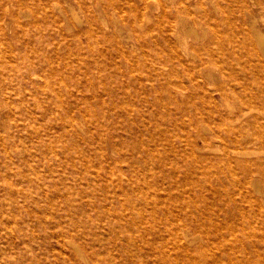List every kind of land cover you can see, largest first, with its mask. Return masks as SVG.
<instances>
[{
  "label": "rangeland",
  "instance_id": "rangeland-1",
  "mask_svg": "<svg viewBox=\"0 0 264 264\" xmlns=\"http://www.w3.org/2000/svg\"><path fill=\"white\" fill-rule=\"evenodd\" d=\"M255 1L103 0L102 13L91 0H0V264H226L208 219L227 226L224 245L240 222L264 224ZM174 214L204 226L176 239Z\"/></svg>",
  "mask_w": 264,
  "mask_h": 264
},
{
  "label": "bare ground",
  "instance_id": "bare-ground-1",
  "mask_svg": "<svg viewBox=\"0 0 264 264\" xmlns=\"http://www.w3.org/2000/svg\"><path fill=\"white\" fill-rule=\"evenodd\" d=\"M56 1V0H55ZM66 1V0H65ZM92 1V3H94L96 6H97V9L100 11V12H104V11H107V8H106V5L107 4H109V2L108 3H106V4H103V0H91ZM144 1V0H143ZM152 1V0H151ZM160 1V0H159ZM201 1V0H200ZM251 1V0H250ZM3 2V1H2ZM16 2V1H15ZM59 2V1H58ZM69 2V1H68ZM70 2H72V1H70ZM87 2H89V0H87ZM153 2H156V1H153ZM42 3V2H41ZM126 3V2H125ZM145 3H146V1H145ZM159 3V2H158ZM264 3V0H257V1H255L253 4H255L258 8H260L261 7V5ZM16 5H18L17 3H15ZM82 4H84L83 2H82ZM103 4V5H102ZM130 4V3H129ZM209 4V3H208ZM57 5V4H56ZM69 5V4H68ZM67 5V6H68ZM116 5H118V3L116 4ZM135 5H137V4H135ZM134 5V6H135ZM156 5V4H155ZM162 5V4H161ZM179 5V4H178ZM192 5V4H191ZM190 5V6H191ZM204 5V4H203ZM207 5V4H206ZM215 5V4H214ZM239 5V4H238ZM28 6V5H27ZM48 6H50V5H48ZM73 6V5H72ZM80 6V5H79ZM83 6H85V5H83ZM139 6V5H138ZM144 6H145V4H144ZM158 6V5H157ZM164 5H162V7H163ZM174 6V5H173ZM176 6V5H175ZM180 6V5H179ZM194 6V5H193ZM254 6V5H253ZM8 7V6H7ZM54 7H55V2H54ZM58 7V6H57ZM122 7V6H121ZM133 7V6H132ZM146 7V6H145ZM195 7V6H194ZM5 8V7H4ZM50 8V7H49ZM56 8V7H55ZM68 8H70V7H68ZM79 8V7H78ZM90 8V7H89ZM113 8H115V6H113ZM131 8V7H130ZM158 8V7H157ZM160 8V7H159ZM165 8V7H164ZM163 8V9H164ZM200 8V7H199ZM20 9V8H19ZM54 9V8H53ZM59 9V8H58ZM73 9V8H72ZM86 9V8H85ZM31 11H32V9H30ZM71 10V9H70ZM84 10V9H83ZM87 10H88V8H87ZM93 10V9H92ZM122 10V9H121ZM125 10V9H124ZM130 10V9H129ZM153 10V9H152ZM207 10V9H206ZM205 9H204V11H206ZM219 10V9H218ZM217 10V11H218ZM243 10V9H242ZM99 11H98V13H99ZM142 11L143 10H140V12L142 13ZM164 11H165V9H164ZM190 11V10H189ZM224 11V10H223ZM63 12V11H62ZM69 12V11H68ZM78 12V11H77ZM112 13H111V18H112V23L115 25V26H119L120 25V22H122L123 21V17H120V19L118 20V17H119V15H121V14H119V11L118 10H115L114 12L113 11H111ZM146 12V11H145ZM245 12V11H244ZM43 13V12H42ZM70 13V12H69ZM93 13V12H92ZM214 13V12H213ZM212 13V14H213ZM222 13V12H221ZM60 14V13H59ZM147 13H145V15H146ZM163 14H166V12H164ZM191 14V13H190ZM207 14H208V12H207ZM211 14V15H212ZM238 14H239V12H238ZM247 14V13H246ZM34 15H36V13L34 14ZM61 15V14H60ZM100 15V14H99ZM104 15V14H103ZM243 15V14H242ZM54 16V15H53ZM102 16V15H101ZM195 16V15H194ZM63 17V16H62ZM65 17V16H64ZM63 17V18H64ZM99 17V16H98ZM103 17H105V16H103ZM134 17V16H133ZM189 17V16H188ZM212 17H213V15H212ZM243 17V16H242ZM248 17V16H247ZM54 18V17H53ZM82 18V17H81ZM186 18H187V15H186V17L184 18L185 20H186ZM192 18V17H191ZM246 18V17H245ZM261 18H263V17H261ZM65 19V18H64ZM136 19V18H135ZM134 19V20H135ZM161 19V18H160ZM179 19V18H178ZM183 19V18H182ZM171 20V19H170ZM184 20V21H185ZM187 20H188V18H187ZM211 20V19H210ZM222 20V19H221ZM260 20V19H259ZM64 21V20H63ZM68 21V20H67ZM89 21V20H88ZM92 21V20H91ZM100 21H101V19H100ZM148 21V20H147ZM146 21V22H147ZM180 21V20H179ZM190 21V20H189ZM196 21V20H195ZM199 21V20H198ZM197 21V22H198ZM246 21V20H245ZM256 21V20H255ZM133 22V21H132ZM140 22V21H139ZM48 23V22H47ZM138 23V22H137ZM171 23V22H170ZM178 23V22H177ZM176 23V24H177ZM180 23H182L181 21H180ZM185 22H183L182 23V25L184 24ZM187 23V22H186ZM188 23H191V21L190 22H188ZM215 23H217V22H215ZM251 23V22H250ZM65 24H66V22H65ZM90 24V23H89ZM132 24V23H131ZM146 24V23H145ZM160 25L159 26H161V23H159ZM169 24V23H168ZM229 24V23H228ZM227 24V25H228ZM240 24V23H239ZM257 24V23H256ZM43 25V24H42ZM91 25V24H90ZM135 25V24H134ZM156 25V24H155ZM179 25V23L177 24V26ZM185 25V24H184ZM240 25H242V24H240ZM80 26V25H79ZM133 26V25H132ZM203 26V25H202ZM228 26H230V24L228 25ZM90 27V26H89ZM88 27V28H89ZM105 27V26H104ZM139 27V26H138ZM155 27V26H154ZM158 27V26H157ZM181 27V26H180ZM187 27V26H186ZM185 27V28H186ZM205 27V26H204ZM211 27V26H210ZM214 27V26H213ZM87 28V29H88ZM116 28V27H115ZM126 28V27H125ZM179 28V27H178ZM218 28V27H217ZM259 28V27H258ZM90 29V28H89ZM123 29V28H122ZM128 29V28H127ZM142 29V28H141ZM184 29V28H183ZM182 29V30H183ZM251 29V28H250ZM260 29V28H259ZM101 30V29H100ZM117 30V29H116ZM130 30V29H129ZM180 30V29H179ZM171 31H172V35L173 36H175L176 37V39L178 40V42H179V44H180V47H181V49H182V51H184V53H186V50L188 49L187 47H186V50H185V48H184V45H185V39H184V36L185 35H183V33L181 32V30H180V33H179V31H177V28H172L171 29ZM202 31V30H201ZM222 31V30H221ZM89 32H91V31H89ZM88 32V33H89ZM97 32V31H96ZM117 32V31H116ZM150 32V31H149ZM169 32V31H168ZM189 32V31H188ZM216 32V31H215ZM103 33V32H102ZM118 33V32H117ZM156 33V32H155ZM218 33V32H217ZM107 34V33H106ZM157 34V33H156ZM250 34V33H249ZM103 35V34H102ZM120 35H121V33H120ZM119 35V36H120ZM131 35V34H130ZM165 35V34H164ZM108 36V35H107ZM127 36V35H126ZM150 36H151V34H150ZM156 36H158V35H156ZM217 37H218V35H216ZM236 36V35H235ZM234 36V37H235ZM103 37V36H102ZM117 37V36H116ZM137 37H138V35H137ZM165 37V36H164ZM234 37H233V39H234ZM237 37V36H236ZM254 37V36H253ZM157 38V37H156ZM193 38V37H192ZM200 38V37H199ZM202 38V37H201ZM216 38V37H215ZM221 38V37H220ZM155 39V38H154ZM191 39V38H190ZM197 39V38H196ZM97 40V39H96ZM111 40V39H110ZM136 40V39H135ZM236 40V39H235ZM116 41V40H115ZM157 42V41H156ZM236 42H237V40H236ZM246 42V41H245ZM256 42V41H255ZM152 43V42H151ZM161 43V42H160ZM139 44V43H138ZM239 44V43H238ZM243 44V43H242ZM143 45V44H142ZM192 45V44H191ZM210 45V44H209ZM215 45V44H214ZM213 45V46H214ZM220 45V44H219ZM257 45V44H256ZM229 46V45H228ZM238 46V45H237ZM243 46V45H242ZM164 47V46H163ZM175 47V46H174ZM255 48V47H254ZM258 48V47H257ZM146 49V48H145ZM220 49V48H219ZM235 49V48H234ZM256 49V48H255ZM120 50V49H119ZM140 50V49H139ZM147 50V49H146ZM200 50V49H199ZM144 51V50H143ZM173 51V50H172ZM209 51V50H208ZM233 51V50H232ZM248 51H249V48H248ZM154 52V51H153ZM160 52H162V51H160ZM164 53H165V51H163ZM181 52V51H180ZM188 52H190L189 50L187 51V53ZM228 52V51H227ZM231 52V51H230ZM123 53V52H122ZM143 53H145V51L143 52ZM177 53V52H176ZM184 53H183V55H184ZM210 53V52H209ZM213 53V52H212ZM178 54V53H177ZM193 54V53H192ZM253 54V53H252ZM141 55V54H140ZM156 55V54H155ZM169 55H173L174 56V54L171 52V54H169ZM179 55V54H178ZM189 55V54H188ZM200 55V54H199ZM217 55V54H216ZM232 55V54H231ZM230 55V56H231ZM143 56H146V54H143ZM173 56H171V58H174ZM187 56V55H186ZM235 56V55H234ZM260 56V55H259ZM104 57V56H103ZM160 57H161V55H160ZM165 57V56H164ZM192 57V56H191ZM208 57V56H207ZM206 57V58H207ZM221 57V56H220ZM240 57H242V56H240ZM51 58V57H50ZM155 58V57H154ZM177 58V57H176ZM180 58V57H179ZM178 58V59H179ZM254 58V57H253ZM256 58V57H255ZM261 58V57H260ZM259 58V60H261ZM56 59V58H55ZM145 59H147V58H145ZM181 59V58H180ZM179 59V60H180ZM224 59V58H223ZM231 59H233V58H231ZM237 59V58H236ZM51 60V59H50ZM207 60V59H206ZM215 60H217L216 58H215ZM241 60V59H240ZM144 61V60H143ZM172 61V60H171ZM55 62V61H54ZM182 62V61H181ZM250 62V61H249ZM150 63V62H149ZM231 63V62H230ZM205 64V63H204ZM203 64V65H204ZM240 64V63H239ZM50 65V64H49ZM154 65V64H153ZM158 66V65H157ZM213 66V65H212ZM162 67V66H161ZM219 67V66H218ZM189 68V67H188ZM200 68V67H199ZM208 68V67H207ZM51 69H52V66H51ZM203 69V68H202ZM157 70H159V69H157ZM184 70V69H183ZM191 70H193V69H191ZM209 70V69H208ZM156 71V70H155ZM189 71H190V69H189ZM157 72H159V71H157ZM156 72V73H157ZM248 72V71H247ZM160 73V72H159ZM189 74H190V72H188ZM207 73V72H206ZM175 75H176V73H175ZM213 75V74H212ZM248 75V74H247ZM159 76V75H158ZM189 76V75H188ZM198 77V76H197ZM196 77V78H197ZM175 78V77H174ZM190 78V77H189ZM201 78V77H200ZM207 78V77H206ZM205 78V79H206ZM259 78V77H258ZM264 78V77H263ZM180 79V78H179ZM209 79V78H208ZM182 80V79H181ZM158 81V80H157ZM261 81V80H260ZM182 82V81H181ZM178 84V83H177ZM150 86H151V84H150ZM161 86V85H160ZM172 86V85H171ZM242 86V85H241ZM157 87V86H156ZM237 87V86H236ZM177 89V88H176ZM167 90V89H166ZM165 90V91H166ZM180 90H182V89H180ZM158 91V90H157ZM250 92V91H249ZM258 92V91H257ZM261 92V91H260ZM163 93V92H162ZM168 94V93H167ZM240 95H242V94H240ZM256 95V94H255ZM190 96V95H189ZM253 97V96H252ZM173 98V97H172ZM188 98V97H187ZM212 98V97H211ZM214 98V97H213ZM169 99H171V98H169ZM192 99V98H191ZM171 101H172V99H171ZM226 101V100H225ZM258 101V100H257ZM252 102V101H251ZM256 102V101H255ZM241 104V103H240ZM234 106V105H233ZM228 107V106H227ZM234 109V108H233ZM253 109V108H252ZM262 109V108H261ZM246 110V109H245ZM251 110V109H250ZM230 111V110H229ZM252 111H254V110H252ZM258 111V110H257ZM256 111V112H257ZM201 112V111H200ZM259 112V111H258ZM257 112V113H258ZM248 113H250V111H248ZM247 113V114H248ZM255 113V112H254ZM199 114V113H198ZM201 114V113H200ZM231 114V113H230ZM213 115V114H212ZM233 115V114H232ZM252 115V114H251ZM253 116V115H252ZM255 116H256V114H255ZM212 117V116H211ZM217 117V116H216ZM233 117V116H232ZM254 117V116H253ZM182 118H184V117H182ZM210 118V117H209ZM223 118V117H222ZM242 118V117H241ZM258 118V117H257ZM264 118V117H263ZM221 119V118H220ZM253 119V118H252ZM261 119V118H260ZM185 120V119H184ZM209 120H212V119H209ZM217 120V119H216ZM230 120V119H229ZM228 120V121H229ZM238 120V119H237ZM246 120V119H245ZM235 121V120H234ZM239 121V120H238ZM242 121H244V120H242ZM242 121H240V122H242ZM255 121V120H254ZM257 121V120H256ZM183 122V121H182ZM231 122V121H230ZM239 122V123H240ZM72 123V122H71ZM177 123V122H176ZM215 123H217V122H215ZM238 123V122H237ZM250 123V122H249ZM264 123V122H263ZM263 123H261L260 125L262 126V124ZM252 124H254L253 122H252ZM246 125V124H245ZM228 126H229V124H228ZM227 126V127H228ZM241 126H243V125H241ZM255 126V125H254ZM217 127V126H216ZM239 127V126H238ZM244 127V126H243ZM234 128V127H233ZM251 128H253V127H251ZM257 128V127H256ZM262 128V127H261ZM263 128H264V126H263ZM258 130V129H257ZM261 130V129H260ZM262 130H264V129H262ZM247 131V130H246ZM259 131V130H258ZM187 132V131H186ZM172 134V133H171ZM170 134V135H171ZM251 134V133H250ZM261 134V133H260ZM170 135H168V136H170ZM197 135V134H196ZM249 135V134H248ZM172 136V135H171ZM171 136H170V138H171ZM199 136V135H198ZM198 136H196V137H198ZM259 138H260V136H259ZM197 139V138H196ZM189 140V139H188ZM240 140V139H239ZM190 141V140H189ZM192 141V140H191ZM253 141V140H252ZM203 142V141H202ZM226 142V141H225ZM180 143V142H179ZM206 143V142H205ZM262 143V142H261ZM181 144V143H180ZM187 144V143H186ZM196 144V143H195ZM182 145V144H181ZM234 146H235V144H233ZM240 146V145H239ZM179 147V146H178ZM194 147V146H193ZM209 148V147H208ZM172 149V148H171ZM181 149H182V147H181ZM184 149H185V147H184ZM190 149V148H189ZM228 149V148H227ZM183 150V149H182ZM231 150V149H230ZM235 150V149H234ZM233 150V151H234ZM242 150V149H241ZM172 151V150H171ZM187 151V150H186ZM185 151V152H186ZM239 151V150H238ZM263 151V150H262ZM149 152H150V150H149ZM192 152V151H191ZM190 152V153H191ZM226 152V151H225ZM232 152V151H231ZM235 152V151H234ZM174 153V152H173ZM172 153V154H173ZM181 153H183V152H181ZM162 154V153H161ZM167 154V153H166ZM171 154V155H172ZM187 155H188V153H186ZM227 154V153H226ZM149 155V154H148ZM185 155V154H184ZM196 155H198L197 153H196ZM196 155L194 154V156H195V158H196ZM235 155V154H234ZM164 156V155H163ZM168 156V155H167ZM199 156V155H198ZM237 156H239V153H238V155ZM242 156V155H241ZM241 156H239V157H241ZM78 157V156H77ZM172 157H174V156H172ZM199 157H201V156H199ZM193 158V157H192ZM203 158V157H202ZM216 158V157H215ZM223 158H225V156L223 157ZM184 159V158H183ZM236 159V158H235ZM195 160V159H194ZM240 160V159H239ZM242 160V159H241ZM240 160V161H241ZM199 161H201V160H199ZM202 161H203V159H202ZM237 161V160H236ZM231 162V161H230ZM238 163L237 164H239L240 162L239 161H237ZM242 162V161H241ZM227 164H229V163H227ZM227 164H226V166H227ZM251 165V164H250ZM200 166V165H199ZM229 166V165H228ZM231 166V165H230ZM229 166V167H230ZM235 166V165H234ZM193 167V166H192ZM162 168V167H161ZM166 168V167H165ZM194 169H195V167H193ZM232 168H234L233 167V163H232ZM232 168H231V170H232ZM245 168V167H244ZM249 168V167H248ZM164 169V168H163ZM169 169V168H168ZM176 169V168H175ZM206 169V168H205ZM205 169H204V171H205ZM252 169V168H251ZM258 168H256V170H257ZM165 170V169H164ZM178 170V169H177ZM227 170V169H226ZM229 170V169H228ZM235 170V169H234ZM241 170V169H240ZM255 170V169H254ZM173 171V170H172ZM196 171H197V169H196ZM259 171V170H258ZM161 172V171H160ZM164 172V171H163ZM176 172V171H175ZM190 172V171H189ZM203 172V171H202ZM207 172V171H206ZM205 172V173H206ZM214 172V171H213ZM240 172H242V170L240 171ZM263 172V171H262ZM198 173H200V172H198ZM209 173V172H208ZM236 173V172H235ZM235 173H234V175H235ZM246 173V172H245ZM233 174V173H232ZM242 174V173H241ZM255 174V173H254ZM257 174V173H256ZM59 175V174H58ZM174 175V174H173ZM205 175V174H204ZM206 175H207V173H206ZM205 175V176H206ZM175 176V175H174ZM173 177V176H172ZM177 177V176H176ZM203 177V176H202ZM201 177V178H202ZM206 177H208V176H206ZM225 177V176H224ZM248 177H250V176H248ZM126 178V177H125ZM125 178H121V180L122 181H124V179ZM175 178V177H174ZM222 178V177H221ZM239 178V177H238ZM244 178V177H243ZM258 178V177H257ZM3 179V178H2ZM172 179V178H171ZM179 179V178H178ZM189 179V178H188ZM194 179V178H193ZM192 179V180H193ZM236 179V178H235ZM248 179V178H247ZM255 179V178H254ZM119 180H120V178H119ZM125 180H127V178L125 179ZM185 180V179H184ZM243 180V179H242ZM258 180H260V179H258ZM174 182H175V179L173 180ZM197 181V180H196ZM237 181V180H236ZM244 181V180H243ZM247 181V180H246ZM163 182V181H162ZM162 182H161V184H162ZM186 182V181H185ZM191 183H194L193 181H190ZM203 182V181H202ZM250 182V181H249ZM252 182H253V179H252ZM127 183V182H126ZM167 183V182H166ZM189 183V182H188ZM246 183V182H245ZM116 184H118V182L116 183ZM168 184H170V183H168ZM167 184V185H168ZM202 184H204V183H202ZM247 184V183H246ZM189 185H191V184H189ZM199 185V184H198ZM245 185V184H244ZM156 186H157V184H156ZM159 186V185H158ZM171 186H173V185H171ZM184 186V185H183ZM193 186V185H192ZM201 186V185H200ZM240 186V185H239ZM259 186V185H258ZM165 187V186H164ZM204 187V186H203ZM207 187V186H206ZM206 187H204V188H206ZM252 187V186H251ZM168 188V187H167ZM201 188V187H200ZM210 188V187H209ZM238 188V187H237ZM123 189V188H122ZM184 189V188H183ZM187 189H189V188H186V190ZM207 189H208V187H207ZM246 189V188H245ZM120 190V189H119ZM126 190V189H125ZM124 190V191H125ZM185 190V191H186ZM212 190V189H211ZM239 190V189H238ZM245 190H243V192H244ZM123 192V191H122ZM139 192V191H138ZM155 192V191H154ZM157 192H160V191H157ZM168 192H169V190H168ZM248 192V191H247ZM134 193V192H133ZM166 193V192H165ZM171 193H172V191H171ZM261 193V192H260ZM259 193V194H260ZM263 193V192H262ZM261 193V194H262ZM145 194V193H144ZM154 194V193H153ZM156 194V193H155ZM154 194V195H155ZM160 194V193H159ZM168 194V193H167ZM188 194V193H187ZM245 194V193H244ZM250 194V193H249ZM93 195V194H92ZM173 195H174V193H173ZM173 195H172V198H173ZM94 196V195H93ZM143 196V195H142ZM159 196H161V195H159ZM169 196V195H168ZM112 197H113V195H112ZM166 197V196H165ZM165 197H164V199H165ZM174 197H176L175 195H174ZM250 197V196H249ZM248 197V198H249ZM53 198V197H52ZM94 198V197H93ZM107 198V197H106ZM109 198V197H108ZM107 198V199H108ZM151 198V197H150ZM160 198V197H159ZM92 199V198H91ZM146 199V198H145ZM161 199V198H160ZM250 199V198H249ZM94 200H96V198L94 199ZM98 200V199H97ZM121 200V199H120ZM151 200V199H150ZM156 200V199H155ZM168 200V199H167ZM174 200V199H173ZM246 200V199H245ZM252 199H250V201H251ZM114 202L116 201V200H113ZM157 201V200H156ZM99 202V201H98ZM109 201L107 200V203H108ZM114 202H112V203H114ZM120 202V201H119ZM152 202V201H151ZM246 202V201H245ZM253 202V201H252ZM101 203V202H100ZM116 203V202H115ZM115 203H114V205H115ZM160 203H162V199H161V202ZM167 203V202H166ZM170 203H172V202H170ZM170 203H168V204H170ZM250 203V202H249ZM95 204V203H94ZM99 204V203H98ZM148 204H150V203H148ZM155 204H156V202H155ZM158 204V203H157ZM175 204V203H174ZM97 205V204H96ZM103 205H106V203L105 204H103ZM114 205H112V206H114ZM97 206H99V205H97ZM151 206V205H150ZM171 206V205H170ZM249 206H250V204H249ZM155 207H156V205H155ZM104 208H105V206H104ZM110 208V207H109ZM109 208H105V209H107V210H109ZM167 208V207H166ZM186 209V208H185ZM240 209V208H239ZM153 210V209H152ZM167 209H165V211H166ZM170 210V209H169ZM182 210V209H181ZM154 211H155V209H154ZM156 211H157V209H156ZM156 211H155V213H156ZM241 211V210H240ZM258 211V210H257ZM150 212V211H149ZM152 212V211H151ZM171 212H172V210H171ZM174 212H175V210H174ZM176 212H178L177 211V209H176ZM218 212V211H217ZM154 213V212H153ZM152 213V214H153ZM162 213H165V212H161V214H160V216H162ZM157 214V213H156ZM167 214V213H166ZM171 214V213H170ZM188 214H191V213H189L188 212ZM203 214V213H202ZM208 214V213H207ZM172 215V214H171ZM184 215V214H183ZM201 215V214H200ZM184 216H186V215H184ZM207 216V215H206ZM213 216V214L211 215V217ZM155 217V216H154ZM157 217L159 218V216L157 215ZM157 217H156V219H157ZM174 217H175V223H174V225H175V227H177L178 226V229H179V231H175L176 230V228L174 229H172L171 228V230L173 231L174 230V234H175V238L177 239V238H179V237H185L186 236V231H188L189 230V228L188 227H191V230L192 231H194L195 232V229H198V227L199 226H204L203 225V220H201L200 218H202V217H200V218H198V219H196V222H195V218L194 219H192V221L191 220H189V219H182V218H186V217H183L182 216V221H181V219L179 218V216H176L175 214H174ZM195 217V216H194ZM208 217V216H207ZM210 217V218H211ZM162 218V217H161ZM168 218V217H167ZM188 218V217H187ZM215 218V217H214ZM235 218V217H234ZM133 219V218H132ZM160 219V218H159ZM171 219H173V218H171ZM203 219V218H202ZM216 219V218H215ZM214 219V220H215ZM255 219V218H254ZM213 219H208V222L206 223V226H208V227H210L211 228V231H212V234H213V237H214V239H215V244H216V246H214L215 248H216V253H218V252H222V254L224 253L225 254V256L227 257L226 258V260H225V263L226 264H264V224H258L257 226L256 225H254L253 224V222H247L246 224H247V226L245 227L241 222H240V224L242 225L241 226V228H240V231H241V236L239 235V236H237L236 237V234L235 235H232V240H231V242L230 243H228V244H226V245H224L226 242H224L223 243V241H225V236H224V234L225 233H223V232H225L226 230H227V226H224V225H222V224H220L217 220L216 221H214ZM219 220V219H218ZM235 220V219H234ZM239 220H241V218L239 219ZM238 220V221H239ZM100 221H101V219H100ZM254 221V220H253ZM258 221H260V220H258ZM143 222V221H142ZM172 223V222H171ZM170 223V224H171ZM195 223V224H194ZM233 223V222H232ZM155 224H156V222H155ZM226 224V223H225ZM236 224H238V223H236ZM159 225V224H158ZM157 226V225H156ZM170 226V225H169ZM207 227V228H208ZM157 228V227H156ZM155 228V229H156ZM168 228V227H167ZM187 228H188V230H187ZM234 226L233 225H230L229 224V226H228V230H231V231H234ZM158 229H159V227H158ZM157 229V230H158ZM164 229H165V227H164ZM169 229H167L166 231H168ZM170 230V231H171ZM207 230V229H206ZM236 230V229H235ZM170 231H169V233H170ZM199 231V230H198ZM160 231H158V233H159ZM203 232V231H202ZM156 233V232H155ZM157 233V234H158ZM190 233V232H189ZM207 233V232H206ZM205 233V234H206ZM156 234V235H157ZM159 235V234H158ZM168 235V234H167ZM166 235V236H167ZM198 235H200V234H198ZM207 235V234H206ZM205 235V236H206ZM227 235V234H226ZM190 236H191V234H190ZM228 236V235H227ZM159 237V236H158ZM147 238V237H146ZM189 238V237H188ZM164 239V238H163ZM173 239V238H172ZM210 239H213V238H211V236H210ZM227 239V238H226ZM161 241V240H160ZM159 241V242H160ZM173 241H174V239H173ZM209 241V240H208ZM145 242V241H144ZM165 242V241H164ZM185 242V241H184ZM194 242V241H193ZM238 242L240 243V245L238 244ZM166 243V242H165ZM170 243V242H169ZM175 243V242H174ZM179 243H181V241L179 242L178 241V245H179ZM187 243V242H186ZM204 243V242H203ZM210 243V242H209ZM194 244V243H193ZM198 244V243H197ZM202 243H200V245H201ZM261 244V245H260ZM138 245V244H137ZM141 245V244H140ZM149 245V244H148ZM159 245H160V243H159ZM166 245H167V243H166ZM166 245H164V246H166ZM172 245V244H171ZM174 245V244H173ZM183 245V244H182ZM189 245V244H188ZM205 245V244H204ZM210 245V244H209ZM208 245V246H209ZM150 246H151V244H150ZM180 246H181V244H180ZM184 246V245H183ZM195 246H196V244H195ZM194 246V247H195ZM203 246V245H202ZM101 247V246H100ZM140 247V246H139ZM147 247V246H146ZM160 247V246H159ZM172 247H174V246H172ZM177 247V246H176ZM182 247V246H181ZM180 247V248H181ZM185 247V249L187 248L186 246H184ZM190 247V246H189ZM201 247V246H200ZM206 247V246H205ZM157 248V247H156ZM161 248V247H160ZM179 248V247H178ZM195 248H198V246H196ZM202 248V247H201ZM204 248V247H203ZM207 248V247H206ZM213 248V247H212ZM248 248H250V250H248ZM102 249V248H101ZM105 249V248H104ZM184 249V248H183ZM167 250H170L169 248L167 249ZM190 250H191V248H190ZM211 250V249H210ZM186 251V250H185ZM192 251V250H191ZM197 250H195V252H196ZM201 251H202V249H201ZM203 251H204V249H203ZM201 252V253H199L200 254V259H201V262H202V258L204 259L206 256L205 255H207L208 253H205V252ZM154 252V251H153ZM164 253L166 252V251H163ZM162 252V253H163ZM171 252V251H170ZM174 252H176V251H174ZM180 252V251H179ZM181 252H182V250H181ZM180 252V253H181ZM192 252H194V251H192ZM199 252V251H198ZM207 252V251H206ZM208 252H209V250H208ZM155 253V252H154ZM176 253H178V252H176ZM210 253V252H209ZM169 254V253H168ZM173 254V253H172ZM190 254H191V252H190ZM196 254V253H195ZM199 254L198 255H196V256H199ZM103 255V254H102ZM154 255V254H153ZM165 255V254H164ZM178 255V254H177ZM184 255H185V252H184V254L182 255L183 257H184ZM213 255V254H212ZM212 255H210L209 254V256H212ZM217 255V254H216ZM83 256H84V254H83ZM171 256V255H170ZM187 256V255H186ZM190 256H194V255H190ZM214 256H215V254H214ZM222 256V255H221ZM221 256H219V257H221ZM176 257V256H175ZM174 257V258H175ZM219 257H216V258H219ZM223 257V256H222ZM221 257V258H222ZM86 258V257H85ZM103 258V257H102ZM162 258V257H161ZM181 258L182 257H180L179 259L181 260ZM184 258H186V257H184ZM208 258V257H207ZM213 258V257H212ZM187 259V258H186ZM195 259H196V257H195ZM197 259H199V258H197ZM209 259V258H208ZM214 259V258H213ZM225 259V258H224ZM86 260V259H85ZM84 260V261H85ZM106 260V259H105ZM165 260V259H164ZM179 260V261H180ZM193 260V259H192ZM192 260H190L191 262H192ZM210 260V259H209ZM216 260V259H215ZM219 259H217V261H218ZM87 261V260H86ZM182 261V260H181ZM184 261V260H183ZM182 261V262H183ZM186 261V260H185ZM198 261V260H197ZM220 261L221 260H219V262H218V264L220 263ZM224 261V260H223ZM170 262H172V261H170ZM174 262V261H173ZM176 262V261H175ZM188 262V261H187ZM198 263H200V262H197V264ZM206 263V262H205ZM216 263V262H215ZM222 263H224V262H222ZM158 264V263H157ZM170 264V263H169ZM174 264V263H173ZM176 264V263H175ZM202 264H204V263H202ZM209 264H210V262H209Z\"/></svg>",
  "mask_w": 264,
  "mask_h": 264
}]
</instances>
